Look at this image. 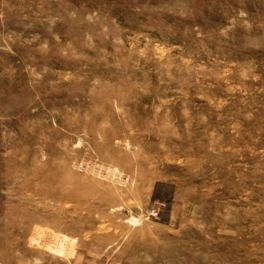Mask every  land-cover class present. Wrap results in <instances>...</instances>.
Returning a JSON list of instances; mask_svg holds the SVG:
<instances>
[{
    "label": "rangeland",
    "instance_id": "1",
    "mask_svg": "<svg viewBox=\"0 0 264 264\" xmlns=\"http://www.w3.org/2000/svg\"><path fill=\"white\" fill-rule=\"evenodd\" d=\"M0 264H264V0H0Z\"/></svg>",
    "mask_w": 264,
    "mask_h": 264
}]
</instances>
